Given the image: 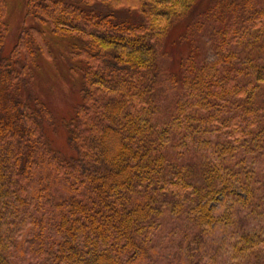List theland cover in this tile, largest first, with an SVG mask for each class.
I'll return each instance as SVG.
<instances>
[{
    "label": "trees",
    "instance_id": "obj_1",
    "mask_svg": "<svg viewBox=\"0 0 264 264\" xmlns=\"http://www.w3.org/2000/svg\"><path fill=\"white\" fill-rule=\"evenodd\" d=\"M194 1L25 0L6 50L0 0V264H264V0L222 26L219 59L172 72ZM60 59L73 85L48 91ZM53 93L78 101L62 115Z\"/></svg>",
    "mask_w": 264,
    "mask_h": 264
},
{
    "label": "rangeland",
    "instance_id": "obj_2",
    "mask_svg": "<svg viewBox=\"0 0 264 264\" xmlns=\"http://www.w3.org/2000/svg\"><path fill=\"white\" fill-rule=\"evenodd\" d=\"M189 5L185 18L178 19L172 25L164 42V63L173 70L172 72L176 73H179L180 70L178 64L185 61L190 55L207 61V63H213L219 59V51L223 50L221 42L224 36L221 37L222 34L219 33L222 31V26L226 23L229 25L232 18H240L246 6L245 0H199ZM9 6L8 22L10 31L7 37L6 50L17 41L19 32L25 24V0H9ZM57 63L58 67L53 66L52 63H46L39 67L40 78L38 83L41 82L42 87L48 91H53L56 84L59 86L61 81L58 78L61 76L64 77L63 79L68 78L72 82L68 70L63 68L64 62L62 59ZM57 68L62 71L59 72ZM62 85H64V82H62ZM53 97L57 99L59 110L62 112L59 113L62 115L70 113L78 101L76 96L69 100L66 95L58 97L56 93H53ZM253 160L256 164V160L254 158ZM233 188L244 198L247 197L244 186L233 184ZM222 198V194L218 195V200L212 201L211 205L219 211H224L235 205L231 199L226 203L221 202ZM260 210L261 214H258L257 219L263 220L264 208H260ZM216 237L220 243L224 242L227 233L217 230ZM214 258L216 257L214 256ZM217 261L219 262V260Z\"/></svg>",
    "mask_w": 264,
    "mask_h": 264
}]
</instances>
